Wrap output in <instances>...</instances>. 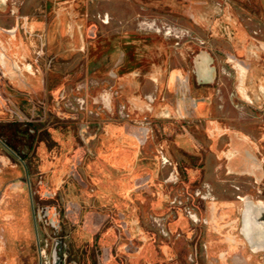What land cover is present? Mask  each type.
I'll return each instance as SVG.
<instances>
[{
	"label": "rangeland",
	"instance_id": "obj_1",
	"mask_svg": "<svg viewBox=\"0 0 264 264\" xmlns=\"http://www.w3.org/2000/svg\"><path fill=\"white\" fill-rule=\"evenodd\" d=\"M20 16L29 31L35 22L40 28L28 34ZM2 18L19 28L34 60L10 67L0 56V136L16 143L21 126H35L33 201L61 206L67 264H264L261 236L248 239L244 224L255 207L263 222L264 89L252 96L248 84L253 68L262 72L258 84L264 76V0H0ZM27 67L40 77L33 90L22 79ZM199 99L212 105L210 118L194 114ZM215 117L251 130L243 135L255 148L243 167L218 158L227 145L212 144L205 127ZM110 128L134 141L125 153L135 173L108 160L116 147ZM57 171L56 201L40 199L41 181ZM124 178L132 180L128 200ZM87 212L99 225L94 246L73 245ZM40 232L52 264L55 235L47 225ZM39 263L24 169L0 144V264Z\"/></svg>",
	"mask_w": 264,
	"mask_h": 264
},
{
	"label": "flooded vegetation",
	"instance_id": "obj_2",
	"mask_svg": "<svg viewBox=\"0 0 264 264\" xmlns=\"http://www.w3.org/2000/svg\"><path fill=\"white\" fill-rule=\"evenodd\" d=\"M18 29L19 28H15V34L17 33ZM17 45L18 44L13 42L11 47H7V51H5V52L0 51V56L3 57V55H4L5 57H3V58H5L6 60H9V61H13V64L25 62L24 63L25 66H28V65L32 66L34 59H33V54L31 53V51L29 52L28 58L23 60L22 55H20V57H21V59H20L19 54L21 52H23V50L20 48L18 49ZM1 53H3V55ZM29 61H30V63H27ZM207 66L209 68H211L213 65H210L208 63ZM239 66H242V65H238V67ZM28 68L29 67H27L25 70H23V72H22L23 78L22 77L21 78L24 81L23 80H21V81H23L27 86H30L29 90H33V88L31 87V84H33L34 87L38 86L40 83V81H39L40 77L35 75L34 73H32L33 68L31 70ZM261 74H262V72H261V69L259 67L253 68V72H252L253 81L250 84H248V86H249L248 87V86H246V84L243 85L244 80H242V85H243L242 90H245V87L246 88L248 87V88H250V93L252 96H254V94L256 96H260L259 87H262L264 89V76L262 78V83H259V84L257 83V78H260ZM241 76L243 79L244 76L243 75H241ZM173 80H174V78L171 79V82H170L171 86L174 85ZM206 81L200 80V83H199L200 86H203V85L206 86L208 84V83H206ZM15 82H17L16 85H18V86L20 85V84H18V82L20 83L19 80L15 79ZM196 82H199V81L196 79L194 81V83H196ZM184 84H186V86L189 90V93H190L191 88H192V82H191V78L189 76L184 81ZM21 86H23V85H21ZM207 88L208 87L206 86L203 89H207ZM20 94H22L20 96L26 97L27 99H29L31 97V95H29L28 93H26V94L20 93ZM195 106L196 107H195L194 114L198 117H205V118L209 117L210 118V116L213 114L214 110L212 108V105H209V103L206 100L199 99L197 101V103L195 104ZM198 106L199 107H205V111L200 114L197 110ZM12 127H16V124L14 123L12 125ZM205 127L209 131L208 136H209V140L212 144L217 145V144H221L223 142L227 145V149H225L224 152L217 155L218 158L225 160L226 163L231 167L232 170H236V169H239L240 167H243L242 164L245 163L243 154L245 153V151L254 150V148H255L254 143L251 141V139L248 136L243 135L245 133V131L250 130V129L248 128L247 130H244L243 127H239V126H235V127L233 126V127L227 128V127L223 126V124L221 123V121L219 119H217V117H215L212 120L206 119L205 120ZM31 128H34V129L31 130ZM258 132H261L264 135V122H263L262 126L258 127ZM16 134H17L16 136L18 138L16 143L9 142L7 139L5 140V139H3V137L0 136V144L8 152H10L16 160H18L21 163V165L23 166V169H24L26 183L28 185V189L30 192L32 213H33L37 242H38V247H39V256H40V263L39 264H47L46 257L48 256L46 249L40 245V234H41L40 225H42L44 227L47 225L51 229V231L53 232V235H55V239H53V242H52V252H51V258L53 260L52 264H67V260L70 257V253H69L70 247L68 246L67 241L63 235L64 227H63V223H62V214L63 213H62L61 206L56 204V205H45V206L43 205L42 207L41 206L37 207L33 201L32 188H31L33 163H32V159H31L32 157H31L30 153H31V150L33 149V143H34L33 142V135L36 134L35 126L32 125V123H26L25 127L21 126V130L18 131ZM56 135H58V134L56 133ZM108 137H109V139L114 140L115 144H116L115 152H113V153H111L110 151L106 152V154L108 156V160L110 161V163L116 167H119V168L129 167L130 172L135 173L138 170L136 163L133 162V160H131V158H130L131 156L127 157L128 154L125 153V148L128 145L133 146V149L135 150L134 141L122 129L110 128L109 133H108ZM65 138L66 139H65V142L63 143V146L68 147L72 143V139H73L72 131L69 134H67V137H65ZM136 138L137 137H135V139ZM261 144L264 147V136L262 138ZM41 145L43 146L44 143ZM41 145L38 147L39 150L42 148ZM231 147L233 149L242 151L241 152L242 155L231 156V157L227 156V154H228L227 151H228V149H231ZM251 171L254 172V169ZM59 173H61V171H57V172H53V173L50 172L46 176V179L41 181L40 188L37 189V191H36V195L38 197H40V199L46 200V201H51V202L56 201V198L58 195L53 193L51 186L54 184L55 177H56V180H58ZM255 173H256V171H255ZM261 176L264 178V172L262 175V173L260 171H258L257 177L260 178ZM253 180H254V177H253ZM131 182H132L131 178H124L119 183L121 195L124 197L125 200H128V198L131 197V194H132ZM263 182H264V179H263ZM262 194L264 195V192ZM239 199L242 202H246V200L243 197H239ZM260 204H261L262 208L264 209V201H260ZM248 214H249L248 211H246L245 216L247 217ZM85 219L87 222H84L83 225H81L80 229H77L73 245L78 246V240H80V241H82V245L87 244L88 246H90V244H91V246H94V234H96L98 232L99 225L92 221L91 212L86 213ZM247 226H248V224H247ZM10 230H11V234H12V229L10 228ZM255 253H256V251H255ZM74 264H79V263L75 260Z\"/></svg>",
	"mask_w": 264,
	"mask_h": 264
},
{
	"label": "crops",
	"instance_id": "obj_3",
	"mask_svg": "<svg viewBox=\"0 0 264 264\" xmlns=\"http://www.w3.org/2000/svg\"><path fill=\"white\" fill-rule=\"evenodd\" d=\"M3 20H4L3 18L0 20V51H4V52L7 51V47H11L13 42H15L16 44H18L17 48L18 49L20 48L23 50V52H21V53L19 52L20 53L19 57H20V55H22L23 60H25L26 58L29 57V52H30L31 46L29 44H27L26 42H24L23 40L18 42L16 35H15L14 25L10 26L12 28V30H10V28L4 26ZM16 20L17 21L21 20L23 22V26L27 27L26 30H27L28 34L29 33L31 34V32L34 33L35 29L40 28V26H41V24H39L38 22H35V23L33 22L34 23V25L32 26L33 29H31L29 31V24H28V22L30 20L29 18L20 16V17H17ZM8 31L11 32V34H13V37H10L8 35ZM1 54L3 55V53H1ZM3 57H5V56L3 55ZM20 59H21V57H20ZM7 62H8V65H10V67H11V65H13V61L8 60Z\"/></svg>",
	"mask_w": 264,
	"mask_h": 264
},
{
	"label": "water",
	"instance_id": "obj_4",
	"mask_svg": "<svg viewBox=\"0 0 264 264\" xmlns=\"http://www.w3.org/2000/svg\"><path fill=\"white\" fill-rule=\"evenodd\" d=\"M258 207H255V209H248V216L246 217L244 215V224L246 227V236L248 237V239H250L251 241H253V239L255 238V235H259V237L261 236V241H258L257 243H260V245H264V209L261 208L259 210H262L263 212L260 214L262 215V221L261 219H258L257 216H253V212L257 209ZM249 222V223H248ZM248 223V226H247Z\"/></svg>",
	"mask_w": 264,
	"mask_h": 264
},
{
	"label": "bare ground",
	"instance_id": "obj_5",
	"mask_svg": "<svg viewBox=\"0 0 264 264\" xmlns=\"http://www.w3.org/2000/svg\"><path fill=\"white\" fill-rule=\"evenodd\" d=\"M248 223H249V222H248ZM248 223H247V224H248Z\"/></svg>",
	"mask_w": 264,
	"mask_h": 264
}]
</instances>
